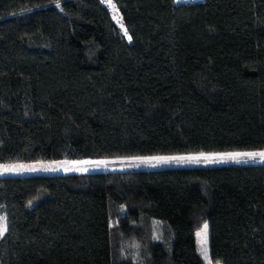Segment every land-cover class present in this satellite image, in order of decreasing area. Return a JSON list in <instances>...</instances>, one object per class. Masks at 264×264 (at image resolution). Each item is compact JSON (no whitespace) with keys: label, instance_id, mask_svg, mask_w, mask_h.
<instances>
[{"label":"trees","instance_id":"trees-1","mask_svg":"<svg viewBox=\"0 0 264 264\" xmlns=\"http://www.w3.org/2000/svg\"><path fill=\"white\" fill-rule=\"evenodd\" d=\"M113 3L0 0V162L264 148V0ZM0 212V264H210L202 220L264 264V161L3 173Z\"/></svg>","mask_w":264,"mask_h":264},{"label":"rangeland","instance_id":"rangeland-1","mask_svg":"<svg viewBox=\"0 0 264 264\" xmlns=\"http://www.w3.org/2000/svg\"><path fill=\"white\" fill-rule=\"evenodd\" d=\"M106 1V0H104ZM113 9V8H112ZM264 151V148H249V149H221V150H196V151H187V152H153V153H136V154H122V155H103V156H84L76 158H54V159H35V160H11V161H1L0 166L8 167H20L23 166L22 171L17 172H6V173H29V172H49V171H66V169H73L71 171H76V168H87L90 169H102V168H123V167H148V166H159V165H171V164H198L205 163L203 159L199 162L196 161H169L167 163L157 164L155 161L142 163L139 160H134V157H195L200 156V154H221V153H233V152H256ZM218 159V158H214ZM80 161H106V164H101L99 166L95 164H80L74 162ZM236 160H223L220 162H228ZM240 161H260V160H246L241 159ZM218 163V162H213ZM131 165V166H129ZM138 165V166H137ZM30 169H35L30 170ZM54 169V170H53ZM0 217H5L4 212H0ZM6 222V221H5ZM207 223L206 220H202L200 224L194 228V237L197 246V250L202 256L203 260L209 262L210 264H216L217 261H214L208 255V258L205 259L204 255L201 252V245L199 243L200 238L196 235L199 232L203 225ZM208 225V224H207ZM209 249V246H208ZM220 262V261H219ZM220 264H222L220 262Z\"/></svg>","mask_w":264,"mask_h":264},{"label":"snow or ice","instance_id":"snow-or-ice-1","mask_svg":"<svg viewBox=\"0 0 264 264\" xmlns=\"http://www.w3.org/2000/svg\"><path fill=\"white\" fill-rule=\"evenodd\" d=\"M106 3L113 9H116V5L113 3V0H106ZM119 22V21H118ZM121 28H123V24L121 22ZM125 35H127V30L124 29ZM129 39L131 37L129 36ZM218 158V159H214ZM134 160H139L142 163L145 162H151L155 161L157 164L159 163H167L169 161H196L199 162L201 159L205 163H213V162H220L223 160H236L239 162L241 159H246V160H260L264 161V151H256V152H233V153H221V154H200V156H195V157H161V156H156V157H134ZM74 163H80V164H95L97 166L101 164H106V161H80V162H74ZM131 166V165H129ZM138 166V165H137ZM23 166L20 167H8V166H0V174L6 173V172H17V171H22ZM30 170H35V169H30ZM54 170V169H53ZM73 169H66V171H71ZM76 171H87V168H76L74 169ZM6 218L5 217H0V236H3L4 233L7 231V226H6ZM200 240L199 243L201 245V252L204 255L205 259L208 258L209 255V249H208V225L205 223L203 225V228L197 232L196 234ZM216 264H220L219 261L216 262Z\"/></svg>","mask_w":264,"mask_h":264},{"label":"built area","instance_id":"built-area-1","mask_svg":"<svg viewBox=\"0 0 264 264\" xmlns=\"http://www.w3.org/2000/svg\"><path fill=\"white\" fill-rule=\"evenodd\" d=\"M187 1H192V0H172V2H175V3H177V2H187ZM116 17L120 18V15L117 14Z\"/></svg>","mask_w":264,"mask_h":264},{"label":"bare ground","instance_id":"bare-ground-1","mask_svg":"<svg viewBox=\"0 0 264 264\" xmlns=\"http://www.w3.org/2000/svg\"><path fill=\"white\" fill-rule=\"evenodd\" d=\"M194 2V1H193Z\"/></svg>","mask_w":264,"mask_h":264}]
</instances>
